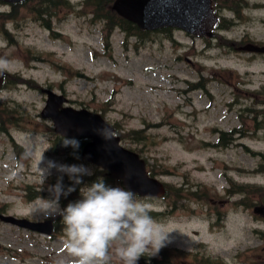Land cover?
Wrapping results in <instances>:
<instances>
[{
  "label": "rangeland",
  "instance_id": "rangeland-1",
  "mask_svg": "<svg viewBox=\"0 0 264 264\" xmlns=\"http://www.w3.org/2000/svg\"><path fill=\"white\" fill-rule=\"evenodd\" d=\"M102 6L99 14L111 17L110 6ZM0 10V62L8 72L0 88L1 210L45 219L31 210L42 198H52L49 188L61 177L70 180L57 168L48 169L49 161L90 168L86 184L103 177L123 187L79 153L50 147L53 122L40 113L46 104L42 88H52L64 93L69 105L103 113L122 143L168 184L167 197L135 196L161 212L153 218L173 230L160 250L169 254V264H262L264 219L253 208L264 204V170H258L264 128L259 121L254 128L253 118L242 117L240 110L251 103L244 88L264 87V62L230 45L244 36L262 41L264 34H224L217 46V39L176 29L141 32L139 38L100 19L90 0H26L13 7L0 4ZM40 12H47L46 19H37ZM201 77L206 90L192 86ZM256 93L251 106L264 110V89ZM236 128L240 133L229 136L227 145H213L221 130ZM137 130L141 138L133 134ZM232 182L259 189L239 191ZM81 186L76 185V196ZM63 229L61 223L60 231L45 235L0 220V264L71 259ZM160 251L138 264L161 260Z\"/></svg>",
  "mask_w": 264,
  "mask_h": 264
},
{
  "label": "clouds",
  "instance_id": "clouds-1",
  "mask_svg": "<svg viewBox=\"0 0 264 264\" xmlns=\"http://www.w3.org/2000/svg\"><path fill=\"white\" fill-rule=\"evenodd\" d=\"M5 68L0 62V70ZM112 131L104 127L99 134L110 141L115 138L109 134ZM63 146L79 149L80 141L65 136ZM51 168L66 173L73 183L65 189L61 177L49 188L52 198H42L31 211L48 219L57 215L62 218L65 250L71 259L58 264H138L142 256H155L170 241L173 230L154 219L150 205L138 200L131 189L112 186L103 177L84 183L82 178L93 173L82 164L58 165L49 161L48 169ZM76 185H82L80 198L62 208L61 195L76 191Z\"/></svg>",
  "mask_w": 264,
  "mask_h": 264
},
{
  "label": "water",
  "instance_id": "water-1",
  "mask_svg": "<svg viewBox=\"0 0 264 264\" xmlns=\"http://www.w3.org/2000/svg\"><path fill=\"white\" fill-rule=\"evenodd\" d=\"M113 7L120 15L145 29L171 25L207 33L215 21L210 0H115ZM247 48L264 50V47L253 45H248ZM2 77L3 72L0 71V86ZM45 91L48 93V100L41 114L52 118L55 130L64 135L91 137L82 151L86 159L108 169L111 176L121 178L124 185L132 191L143 195H162L165 192L163 183L147 173L145 160L135 151L120 145L119 136H115L112 131L109 134L115 138L108 141L99 134V130L104 127L113 130L100 113L85 108L62 106L66 101L62 94H56L50 89ZM257 210L264 214V206L257 207ZM0 217L34 230L50 232L52 229L51 221L37 222L1 213Z\"/></svg>",
  "mask_w": 264,
  "mask_h": 264
},
{
  "label": "flooded vegetation",
  "instance_id": "flooded-vegetation-1",
  "mask_svg": "<svg viewBox=\"0 0 264 264\" xmlns=\"http://www.w3.org/2000/svg\"><path fill=\"white\" fill-rule=\"evenodd\" d=\"M212 4L218 16L213 34H264V0H212Z\"/></svg>",
  "mask_w": 264,
  "mask_h": 264
},
{
  "label": "trees",
  "instance_id": "trees-1",
  "mask_svg": "<svg viewBox=\"0 0 264 264\" xmlns=\"http://www.w3.org/2000/svg\"><path fill=\"white\" fill-rule=\"evenodd\" d=\"M112 2H113V0H90V4H91V6L95 8L94 11H95L96 15L99 16L100 19L103 18V17H106L107 20H108V22H110V21L115 22V23H114L115 27H120V28L123 29L127 34H134V33L138 34V33H141V32L144 33V31L140 30L135 24H133L132 22H130V21L124 19L123 17L119 16V15H118V14L112 9V7H111ZM103 4H106V5L110 6V8H111V15H112L111 17H107V16H104V15H102V14H99V12L101 11V7H103V6H102ZM101 16H103V17H101ZM139 35H141V34H139ZM195 85H197V84H195ZM196 87H197V86H196ZM254 109H255V108H252V109L250 110V111L253 113V115H254L253 119H254L255 121H260L262 127H264V118H263L262 115H260L261 110H260V109H255V110H254ZM258 118H261V119H258ZM256 125H257V124H256ZM141 131H142V130H137V131L133 132V134L136 135L137 138H141V137L139 136V134L141 133ZM140 135H141V134H140ZM227 135H229V133L225 132V133L222 134V137L224 136V137L227 138ZM259 154L261 155L262 160H261L260 163H259L258 170L261 169V171H262V170H264V152H260ZM150 171H151V174L154 173V170H153L152 167H151ZM68 184H69V183H65V184H63V185L67 186ZM231 184H232L233 187L235 186L236 189H238L239 191H243V190L247 191V188H246V187H249V186H252V187L256 188V186H254V185H246V186L240 188V185H238V184H236V183H233V182H232ZM65 186H64V187H65ZM65 189H66V188H65ZM256 189H259V188H256ZM260 190H261V189H260ZM74 192H75V194H76L77 190L74 191ZM35 194H36V193H35ZM35 194H33V195H35ZM62 201H63V207H66L67 204H68L69 202L75 201V199H74V198H71V195H70V193H69L67 196H64V198H63Z\"/></svg>",
  "mask_w": 264,
  "mask_h": 264
}]
</instances>
